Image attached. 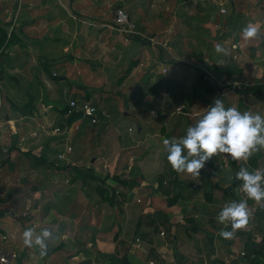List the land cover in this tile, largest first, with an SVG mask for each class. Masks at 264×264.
<instances>
[{
	"label": "crops",
	"instance_id": "1",
	"mask_svg": "<svg viewBox=\"0 0 264 264\" xmlns=\"http://www.w3.org/2000/svg\"><path fill=\"white\" fill-rule=\"evenodd\" d=\"M185 1L177 0L176 2L180 5ZM114 2L121 4L124 8L126 7L130 17L137 19L138 25L159 28V26H165L167 23L172 25L174 21L180 23L176 15L169 19L167 16L161 17L159 13L154 14V16L151 14L152 11H146L144 0H0V26L7 32L6 42L0 46V93L4 96L3 102L0 99V106L3 104V111L6 105L14 108V115L5 119V123L10 126L4 127L11 130L14 140H16L13 155H18L20 148L22 151L31 150L32 153L39 154L36 150L42 145L45 146L47 141L50 143L52 138H47L48 130L46 129H43V132L47 136L41 132L38 138H36L37 136L33 137L37 134L35 130H40L43 127L39 122L40 119H52L54 125L59 116L58 108L68 105V102L66 103L67 97L72 96L71 98L75 100L82 99L81 97L84 96L87 89L81 85L92 86V76L89 75L93 74L94 68L96 78L93 77V81L97 79V76L105 74L108 77L111 76L109 80L111 83L116 80L119 83V89L126 92V86L136 75L133 76V74L138 72L137 66L140 63L138 60L141 58L147 59L148 62L147 65L144 64L147 67L143 71L145 72L144 75L150 76L152 79L156 75L153 74L152 69L150 70V57L157 56L160 63L161 60L163 62L167 60L165 63L172 61L176 64L177 61L171 57L175 56L176 53L187 55L191 52L196 58H201V53H204V50L208 52L209 39L207 40V38L210 37V32L206 26L202 25L205 33L201 28L195 33H199L201 37L205 38L204 40H193L200 35H196L191 28L192 26H188L186 30H181L179 37L176 36V38L184 39L182 44L184 43L185 47L177 46L179 44L171 36L173 39L169 44H162L165 51L157 46L159 48L157 53L155 49L157 47H154V43L159 42L151 34L156 42L135 36L123 37L115 32L113 24L108 23L107 5ZM231 3L232 9L236 11L237 15L235 20L237 32L235 31L236 33L231 38H234L233 44L240 45L234 50L237 54L233 53L232 58L236 59L235 63L243 56L245 59L244 48L246 47L245 44L248 43L249 46L247 47H253V59L264 61V32H262L264 31V0H233ZM198 6L199 8L203 7L202 5ZM165 10H169V7H165ZM182 16L180 15V18ZM220 22H217L219 25L213 23L215 34L216 30L219 29L220 31V27L225 26V22L222 24ZM249 22L254 23L259 28V34L254 37L255 40L253 39L252 45L249 44L250 39L245 42L238 39L243 38V35H240L241 29ZM238 27H240L239 30ZM262 35L263 38H259ZM215 38L217 37L215 36ZM258 40L259 43H256ZM195 43V46L198 47L196 51L193 49ZM181 48L182 50L179 51ZM218 56L222 57L220 58L222 61L220 65L227 64L225 53ZM126 59L128 61L135 59V63L129 71L120 73L118 70L123 71V64ZM248 59L250 60V58ZM235 63L228 62V65L234 66ZM247 63L248 60H245L244 65ZM130 64L131 61L127 67ZM116 71L119 73L114 76ZM241 71L240 69L238 72ZM237 74H234L229 82ZM85 76L89 82H83L85 80L82 78ZM253 77H259V80L245 82L248 86L263 84L264 66L261 67L260 73L255 70ZM139 81V78L132 80L130 85L136 87ZM106 83L109 85L108 82ZM102 85L103 83L97 87ZM131 89L130 95L132 96L135 89L133 87ZM124 91L122 92L124 93ZM261 91L264 93V88ZM57 92L59 96L55 98ZM152 92L153 94L150 95L154 96L155 90L153 89ZM241 92L244 91L241 89ZM118 93L121 95L120 92ZM246 94L253 99L254 103H264V99L249 93ZM202 99L199 101L194 97L190 100L192 107L204 108L200 112L195 109L196 115L182 114L181 116L169 113L167 117L163 116V119L160 120L154 114L155 120L153 121L164 122L166 126L170 125L166 129L163 125L160 128L161 132L166 130L168 139L179 138L186 133L187 127L194 124L209 106L204 98ZM224 101L226 102L227 99L225 98ZM244 101L249 108L250 103L246 102V99ZM146 102L137 103L134 107L143 110ZM234 103L235 107L239 109L245 107L242 99L234 101ZM252 107L253 105L249 109L245 108L252 111ZM45 108L47 110H44ZM185 110L189 114L193 113L187 108ZM262 113L264 114V110ZM18 115L20 117H17ZM75 122L77 123L78 120ZM14 123L18 126L15 127ZM1 124L0 121V128ZM53 128L51 126V131ZM69 129L70 127L66 131ZM0 146L1 151L2 142H0ZM257 151L261 152L258 167L264 168V162L262 163L264 159L263 150L259 148ZM257 151L253 153H257ZM5 152H7L6 149ZM163 157L162 171L155 176L154 180H150L149 184L151 185H148V188L144 189L145 191L138 188L142 186L140 177H138L139 182L127 180V182H132L136 190L138 189L137 195L134 197L140 198L142 196L140 202L143 201L144 204L141 206L137 204L136 210V208H131L128 205L129 202L136 203L135 199L128 202L125 195L119 197L118 203L115 204V206L121 207V211H117L118 221L115 220L114 216H105L102 219L107 222L106 226L98 224L90 227L89 239L84 240L83 248H79V252L70 257L73 264H78L84 259H89V264H110L113 258L122 256H127L131 264H149V260H156L157 264H250L246 256L241 255L240 252H246L247 247H264V233H256L255 229L259 218L264 219V201H261L262 207L259 210H257L258 205L256 206V203L259 202L252 199L248 201L250 210L248 223L241 228L234 229L231 238H223L220 235L222 228L230 229L231 225L230 223L218 222L217 216L225 203L238 200L233 189L240 181L234 179L235 173L242 166L247 167L250 171L253 166L247 160L233 159L226 153L214 154L200 170V176L183 172L174 175L175 181L171 184V195L179 194L180 198L173 205H168L167 196L161 193L157 187L159 184L158 176L167 168L168 164L166 150ZM13 158L14 156L12 160ZM19 160L22 163L16 161L15 164L7 160L0 162V187L3 188L7 185L4 183L8 177H13V173L17 174V182L13 183V189L7 194H1L0 197V210L3 211L0 215V226H2V228L0 227L2 229L0 231V247L15 253L18 252L19 262L17 264H35L37 262L41 264H66L68 259H63L62 252L57 250L55 245L53 247L56 248L46 249L45 255H43L45 251L41 254L42 250L38 245H36V250L30 249L27 250V253H21L26 248L22 236L24 229L32 227L35 234H40L47 225L48 215L53 217V210H50L47 216L39 214L37 211H40L41 202L47 201L50 204L54 196L47 195L44 188L49 186L50 181L46 177L49 172L53 173L52 169L36 164L32 159L30 160L33 162L30 163H26L23 158H19ZM13 170L14 172H11ZM47 171L49 172L47 173ZM55 173L58 176L63 175V173L59 174L60 171ZM33 174L35 175L34 178L31 177ZM109 178L112 181L115 180L114 176ZM118 185L115 180V184L110 186L116 189ZM29 186H35L31 188L33 191L29 189ZM132 188H127V192L132 191ZM27 208L31 211L30 215H27L26 218L18 216V213H22V211L25 216V212H27L25 209ZM65 217L67 218V216ZM27 218L30 219L27 220ZM95 218L90 214L88 221L91 222ZM59 232L58 239H66L67 233L62 230ZM258 236L261 238L257 239ZM137 238L138 240H136ZM32 256L33 259H31Z\"/></svg>",
	"mask_w": 264,
	"mask_h": 264
},
{
	"label": "rangeland",
	"instance_id": "2",
	"mask_svg": "<svg viewBox=\"0 0 264 264\" xmlns=\"http://www.w3.org/2000/svg\"><path fill=\"white\" fill-rule=\"evenodd\" d=\"M144 1L146 6L145 10L152 11L151 14L154 15L159 13L161 17L167 16L169 19L170 17L176 15L178 17V22H180L177 23L176 21H172V25H170L171 23H167L165 26H159V28H148L145 25H138L137 19L131 16L132 19L135 20L139 30L145 31V33L148 35H153L154 38H156L155 40L159 42L154 43V47L160 46V48L165 51L163 45H165V43L169 44V42H171L173 39L171 36H173L174 40L179 44L177 46L180 47L181 45L182 47H185L184 43L182 44L184 39L176 38V36L179 37L181 30H186L188 26H192L191 28L193 29L194 33L195 31L197 32V30H200V28L203 31L201 27L202 25L206 26L210 32V37L207 38V40L209 39V50L207 52L203 49L204 53H201V58H196L191 52L187 55L183 53H176L175 56H171L177 61L176 64L172 61L165 63V61L163 62L161 59L160 60L162 62L160 63L157 56L153 58L150 57V70H153V74L157 76H155L156 79L155 77L151 79L150 76L144 75L145 72L143 71L145 68H147L146 65L148 62L147 59H139L138 61L140 63H138L137 66L138 72L133 74V76L135 74L136 75L132 78V80L139 78L140 81L138 82V86L134 87L133 85H130L132 84V80L130 79L131 81H129L128 86H126V92L119 89V83H117L116 80L112 81V83L109 81L111 77L109 74L108 75L110 77L102 74L99 77L97 76V79L93 81V77L96 78L94 74V68L93 74L89 75L90 77L92 76V86H81L86 88L89 93H91L92 100L96 101L95 103L99 110V121L95 126H93V123L90 121L89 117L82 116L78 119L77 123L75 122L70 126L69 131L65 132L59 130L54 132L50 129L51 126H53V122L51 121L52 119H40L39 122L43 127L41 126L42 128H40V130H35L37 134L33 137L37 136L36 138H38V135L43 132V129H46L48 130L47 138L52 139L50 140V143L47 141L45 146L42 145L36 150V152L44 154V157H46L48 160H52L54 165L63 166L64 170H56L45 167L50 170L52 169L53 171V173L47 171V173L49 172L48 176L46 177L47 174L45 175L46 179H49L50 181L49 186L44 187L45 192L47 195L51 194L54 197L51 199L52 202L50 204L49 202L47 203V201H43V203L41 202L40 211H37V213L47 216L50 210L54 211L53 217L48 215L49 219L46 221L47 225L45 228H48L51 231L50 237L46 240L47 250L48 248L50 249L57 247V250L59 249L62 252L63 259H68V264H73V262L70 260V257L75 255L74 253L79 252V248H83L84 240L89 239L88 234L90 232V227L97 226L98 224H103L106 226L107 222L105 219H102V217L105 216H114L115 220L117 221L119 219L117 211H121V207L118 205L115 206L109 201L103 200L96 191V185L98 184L103 185L108 191L115 189L114 187L110 186L113 183L115 184V180L112 181L109 177L105 178L106 174L118 176L122 180L138 181V177H140L142 186L138 188H141L142 191H145L144 189L148 188V185H151L149 184L151 182L150 180H154L155 176L162 171L164 165L163 156L164 151L166 150L162 141L163 139L168 138L165 129L166 127L169 128L170 125L169 123L165 122L169 125L166 126L164 122H161L160 120V122H154V114L156 115V113L159 112L160 115L167 117L169 113H174L182 116V113H177L175 111L176 106L182 103L185 104L187 110H192L191 112L193 113L189 115H196L197 111L195 109H198L200 112V110L204 108H195L190 105V100L194 97L199 101H202V98H204L208 105L212 104L217 98L223 99V101L226 98L227 101H224L226 106H235L234 101L242 99L243 104L246 108H248L244 103V100L246 99V102L250 103L249 108L253 105V109L251 108L252 112L257 110L263 114L262 111L264 110V103H254L253 99L248 97V94L241 92L242 88H239V90L237 89V91L233 93L229 92V95L226 97L220 98L219 96L220 91H227L229 88H231V85H229L230 82L227 79H224L225 77L223 74L220 75L212 68V65H220L222 62L220 59L222 57H219L218 55L223 53H218L216 51V46L222 45L228 50L227 54H225L227 57H225L227 64L223 65H228V62L232 64L235 63L236 59L232 58V54H237L234 50L240 47L238 44H233L234 38H231L237 32V27H235L237 15L236 11L232 9L231 5L233 0H186L184 3H180V5L176 2L177 0ZM198 5H202L203 7L199 8ZM119 6L122 5L116 2L107 5V14L109 15L108 23H114V10ZM165 7H169V10H165ZM221 9L225 10L222 11ZM180 15H183L182 18H180ZM181 19H183L182 21L184 23L181 21ZM209 22L211 23L209 24ZM217 22H220L221 24L225 22V26H221L220 31L219 29L216 30L217 32L215 34L214 24L216 23L219 25ZM239 28L240 27H238V30ZM203 33L205 32L203 31ZM196 35L200 34L198 33ZM240 35L242 36V32ZM215 36L217 38H215ZM197 37L193 38V40L205 39L204 37H201V35ZM259 38H263V35ZM238 39L244 42L247 41L244 38ZM253 39L254 38H251L249 40L250 45L253 44ZM256 43H259V40L256 41ZM195 45L196 43L193 45V49L196 51L198 47ZM245 45V59L243 56V58L241 57L239 61L235 63L236 66L242 71L240 73L237 72L238 74L236 73L237 75L234 76L232 81L245 83L247 81L250 82L259 80V77H253V73L255 70H258L260 73L261 67L264 66V61H259V59L256 58L253 59V47H247L249 46L248 43ZM155 49L157 53L159 48L157 47ZM181 50L182 48L179 51ZM247 57L250 58V60ZM134 60L135 59H130L129 61L132 63ZM245 60H248V63L244 65ZM129 61L127 59L125 60V63L123 64V71H121V69L117 70L120 73L124 71L126 72ZM197 66L200 68L199 70H202L204 73V78L201 83L198 82V76L196 73L198 68ZM164 67H167V71H162V73L161 70ZM119 68L121 67L119 66ZM119 72L116 71L114 76H117ZM82 80H85L83 82H89L87 76H85V78L83 77ZM106 82H108L109 85ZM102 83V86L97 87ZM209 86H214V89L207 90ZM132 87L135 89V93L131 96L130 93L132 92ZM153 89L156 93L154 92V96H151L150 94H153ZM122 91H124V93ZM118 92H120L121 95ZM57 96H59L58 92L56 93L55 98H57ZM71 97H67L66 103L69 99H71ZM0 99H2L3 102L4 96L1 93ZM142 101H147L145 103L146 105L143 107V110L134 107L137 103ZM245 107L240 108V110H246ZM258 107L259 109H256ZM13 110L14 108L9 106L7 107L6 105V108L4 107L3 111V104L0 106V121L2 122L0 128V142H2L0 162H5L7 160L16 164V161H19V163L21 162L19 158L25 159L24 161L26 163L33 162L30 160L31 157H29V155L21 152L22 148L19 149L20 151H18V155H13L15 151L14 148L16 147V140H14L13 133L10 132L11 130L4 128L5 126L9 125L8 123H5V119L11 115H14ZM44 110H47V108ZM100 110L101 113L102 111L108 112L109 117L102 116L100 114ZM17 117H20V115ZM14 124L15 127L18 126V124ZM161 125L165 127L163 132L160 131ZM43 135L47 136L45 132H43ZM67 146L72 147V150L67 151L63 159L58 158V152L66 150ZM5 149L8 153L5 152ZM261 149L264 153V148ZM13 156L14 158L12 160ZM242 160L244 161V159ZM263 162L264 159L262 163ZM56 171H60L59 174L63 173V175H56ZM11 172H14V170ZM13 174L14 175L12 178L8 177L9 179L7 178L5 181L4 184L7 185H5L3 188L0 187V197L1 194H7L11 189H13V183L17 182V174ZM91 175L95 178H92ZM31 177L34 178L35 175L33 174ZM33 187L35 186H29V189L33 191L31 189ZM117 187L125 191V197H127L128 202L134 199L138 202H129L128 205L131 208H136L137 210V204H139V206L144 204L143 201L140 202L142 196H140V198L134 197L137 195L136 191L138 190H136L135 186H132V191L129 192H127L128 190L126 186L121 187L118 185ZM233 191L236 194L235 189H233ZM256 206L257 210H259L262 207V203H256ZM25 211V216L23 215V211L22 213L19 212L18 216L26 218L27 215H30L31 211L28 208L25 209ZM90 214L96 217L95 219H92L91 222L88 221ZM65 216H67V218ZM29 219L30 218H27V220ZM255 226H257L255 227L256 233H264V219L259 218L258 225ZM0 227L2 228V226ZM1 228L0 231H2ZM60 230L67 233L66 239H58ZM259 238L261 237L258 236L257 239ZM53 245L56 247H53ZM35 247L36 245L32 248L26 246V248L21 253H27V250L30 249L36 250L37 247ZM45 254L46 251L43 255ZM17 255H19L18 252ZM31 259H33V256ZM18 262V257H15L14 263L17 264ZM35 264L41 263L37 262ZM110 264L117 263L111 260Z\"/></svg>",
	"mask_w": 264,
	"mask_h": 264
},
{
	"label": "clouds",
	"instance_id": "3",
	"mask_svg": "<svg viewBox=\"0 0 264 264\" xmlns=\"http://www.w3.org/2000/svg\"><path fill=\"white\" fill-rule=\"evenodd\" d=\"M258 34L259 28L254 23L249 22L242 28L245 40ZM216 51L227 54L228 50L217 45ZM162 143L167 151V161L178 174L183 172L200 176V170L214 154L226 153L233 159L247 160L254 151L264 148V114L226 106L222 99L217 98L194 124L187 127L183 136L165 138ZM234 179L241 181L240 188L246 198L231 200L221 207L218 222L231 225L230 229H221L220 235L223 238H231L234 229L248 223V199L264 201V169L250 171L242 166L235 173ZM50 235L51 231L47 228L35 234L34 228L28 227L22 233L23 243L28 247L40 246L43 254Z\"/></svg>",
	"mask_w": 264,
	"mask_h": 264
},
{
	"label": "trees",
	"instance_id": "4",
	"mask_svg": "<svg viewBox=\"0 0 264 264\" xmlns=\"http://www.w3.org/2000/svg\"><path fill=\"white\" fill-rule=\"evenodd\" d=\"M6 37H7L6 30L2 26H0V46L5 44L6 39H7ZM135 37L141 38L138 35H136ZM142 40L144 41V39H142ZM134 63L135 62H132L126 71H129L132 68V66L134 65ZM212 68L215 71H217L219 74H223L225 77L224 79H227L228 81H229V79H231V77L234 74H236L240 70V68H238L236 65L229 66V65L214 64V65H212ZM199 69L200 68L198 67L196 73L198 76V82L201 83L203 81V78H204V73L202 70H199ZM50 76H53V75H50ZM55 78H57V77L55 76ZM224 82L227 83L226 81H224ZM263 88H264V83L263 84L261 83L260 85H250V86L245 85L242 88V91H244L245 93H249L250 95L257 96L260 99H264V93L261 91ZM212 89H214V86H209L207 90H212ZM76 101L78 104L90 103V104H93L95 107H97L95 101L92 100L91 93H89L88 90H86V93L84 94L82 99L76 100ZM185 109H186V107H185ZM58 112H59V116H58V119L55 120L53 127L58 128L59 130H62L65 132H66V129L68 130V127H70L71 124H73V122H75L76 120H78L79 118H81L83 116V113L80 110H75V111L69 112L68 111V105L60 106L58 108ZM105 113L108 115L105 117H109V113L106 111H105ZM100 114L102 116H104L101 113V110H100ZM155 116L158 117V119H160V120L163 119V115H160L159 112L156 113ZM96 123H93V126H95ZM21 152L26 154V155H29V157H31V159L36 164H39V165H42V166L48 167V168H53L56 170H64L63 166L54 165V162L52 160H48L46 157H44V154H42V153L34 154V153H32L31 150H26V151H21ZM260 156H261V152L257 151V153H253L247 159L248 163L253 166L252 169L258 167V159L260 158ZM88 173H90V172H88ZM176 173L177 172L171 167L170 163L168 162L167 168L158 176V183L159 184L157 187L161 191V193H163L167 196L166 202L168 205H173L180 198L179 194L171 195V184H172V182L175 181L174 175ZM110 176H111L110 174H106L105 178H108ZM92 178H95V177L92 176ZM114 178L121 187L126 186L127 188H131L133 186L132 182H127V180H122L118 176H114ZM165 183H168V184H165ZM96 191L98 192V194L100 195V197L103 200L109 201L110 203H112L114 205L118 203L119 197L125 195V191L120 189L119 187H117L116 189L108 191L101 184L96 185ZM2 213H3V211L0 210V215ZM139 224H140V222H139ZM244 255L246 256V258L250 264H264V247L263 248L262 247H260V248H258V247H254V248L247 247L246 252L244 251ZM154 258H155V256H154ZM113 261L116 262L117 264H131L129 262L127 256H122L120 258H115V259L113 258ZM150 261H152V264H157L156 260H149L148 261L149 264H150ZM89 263H90L89 259H84V260L78 262V264H89Z\"/></svg>",
	"mask_w": 264,
	"mask_h": 264
},
{
	"label": "built area",
	"instance_id": "5",
	"mask_svg": "<svg viewBox=\"0 0 264 264\" xmlns=\"http://www.w3.org/2000/svg\"><path fill=\"white\" fill-rule=\"evenodd\" d=\"M221 10L224 11L225 9H221ZM113 21H114L113 23L114 30L119 32L124 37H133V36L138 35L141 38H145L151 42H155L152 36H149L144 31L139 30L136 22L130 17V15L128 14L127 10L124 7L119 6L114 10V20ZM162 71L166 72L167 68L166 67L162 68ZM229 85H231V88H229L227 91L226 90L220 91L219 93L220 98L228 96L229 92L230 93L236 92L237 89L243 88L247 84L238 82V81H230ZM185 107H186L185 104H180L179 106L176 107L175 111L177 113L189 115V113L185 110ZM75 110L82 111L83 116L89 117L92 123H96L99 121L98 109L93 104H90V103L78 104L75 99L71 98L68 101V111L70 112V111H75ZM102 114L104 116H108L105 113V111H102ZM53 131L54 132L59 131V129L54 128ZM70 150H72V147L67 146L66 150H62L58 152L57 157L60 159H63L65 157V153ZM254 169H264V168L257 167ZM240 183L241 182L236 184L234 187L235 192H236V194L235 193L234 194L237 196L238 200L242 198H246L245 193L240 188ZM249 200L250 199H248V201ZM161 233L163 234V232ZM136 240H138V238ZM240 254L244 255V252L241 251ZM15 257L16 258L18 257L17 253L7 248L0 247V264H15L14 263ZM150 264H152V261H150Z\"/></svg>",
	"mask_w": 264,
	"mask_h": 264
}]
</instances>
